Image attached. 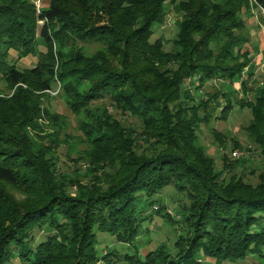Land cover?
<instances>
[{"label": "trees", "instance_id": "1", "mask_svg": "<svg viewBox=\"0 0 264 264\" xmlns=\"http://www.w3.org/2000/svg\"><path fill=\"white\" fill-rule=\"evenodd\" d=\"M167 3L178 4L181 13L172 51L155 37V27L166 23ZM252 8L264 11V0H51L40 12L32 0H0V79L20 91L32 78L41 79L37 86L43 91L61 79L72 110L93 119L85 129L95 149L109 157L88 173H61L48 151H33L21 128L38 114L48 120L49 111L40 114L26 96L15 109L22 119L18 126L0 114V264H114L112 257H120L113 251L100 257L98 234L136 244L143 225L162 216L160 208L155 213L154 197L181 183L190 188L194 206L192 237L179 239L172 250L162 243L144 259L136 250L120 261L222 264L264 258V87L250 85L252 71L245 78L254 58L242 16ZM96 16L102 21L94 22ZM77 42L103 45L107 55L122 58L119 67L106 57L85 58L80 49L69 55L66 49ZM40 43L45 52L38 51ZM13 51L20 60L37 58L36 67L19 68ZM66 63L76 67L64 75ZM213 81L241 84L242 97L236 94L233 101L234 93L220 90L197 103L193 89L201 92ZM106 100L140 119L147 133L133 139L118 121L97 114L103 110L94 104ZM236 106L253 114L246 130L263 166L256 185L244 176L219 181L214 160L199 145L200 124H209L221 107L216 118L227 122ZM199 110L206 113L202 119ZM152 141L160 149L149 153ZM8 186L32 197L18 202ZM37 232L49 236L40 241Z\"/></svg>", "mask_w": 264, "mask_h": 264}, {"label": "rangeland", "instance_id": "2", "mask_svg": "<svg viewBox=\"0 0 264 264\" xmlns=\"http://www.w3.org/2000/svg\"><path fill=\"white\" fill-rule=\"evenodd\" d=\"M215 1L223 3L226 0ZM32 2L36 5V9L39 12V10L44 11L48 9L51 0H32ZM166 9V23L163 26L155 27V37L158 39L162 38L166 43V50L172 51L173 41L179 32L181 13L178 4L172 5L167 3ZM105 16L104 14L103 18ZM242 16L246 20L247 32L250 34L252 45L250 43L248 49H252L254 64L257 59L260 61L259 65L255 67L253 84L254 86L264 87V11L258 8H252L249 11L245 10ZM103 18L100 19L96 16L94 17V22L99 23ZM44 23L42 20L39 21V26L41 28L44 27ZM78 49L82 51L85 58L91 60H94V58L98 60L97 57H106L108 64L110 63L116 68L119 67L117 66V62H120L122 59L112 56L113 54L107 55L105 52L106 48L103 45L91 42L71 44L66 51L70 55L74 54ZM45 50L44 44L40 43L38 51L45 52ZM11 60L17 63L19 68L24 70L33 69L37 64V58L32 56L20 60L19 54L15 51L11 54ZM74 67L76 66L73 63L64 64L63 67L61 66L62 74L64 73L65 75L70 70L72 71ZM47 79L48 77H45V80ZM40 81L41 79L32 78V83L30 85H22L21 87L24 90L20 91L19 87H13L5 79H0V114L12 124L18 126L22 119L16 116L15 109L19 102L26 96L30 98L29 104L37 108L40 114L49 111L51 117L48 120L43 119L42 114L41 116L38 114L36 121L32 122V124L25 121L26 125L24 123L25 126L21 128L23 133L24 129L25 134L28 133V139L33 145V151L35 153L45 150L48 151L47 153L51 157L50 159L53 160L57 170L61 173L72 174L75 177L76 173L80 170L83 173L95 170L94 166L99 162L100 158H103V161L109 160V157L97 152L98 149H95L94 142L88 136V132L85 129V127H89L93 123L92 117L88 116L87 111L77 113L72 110L69 98L64 91L63 86L65 83L56 77L51 82V88L43 91L37 86V83H40ZM80 90L84 92L85 85ZM220 90L228 92V94L234 93L235 95H230L233 101H236L237 97H242L240 84L232 86L223 81H213L207 84L201 92L193 89L192 95L197 100V103H199L202 98L205 99L207 95L215 94ZM94 105H96L94 107L103 110L102 112H96L94 110V112L101 115L107 114L118 121L133 139H137L142 134L147 133L140 119L129 115L125 109L115 106L110 101H99ZM221 110L222 107L209 124L202 123L198 127L199 145L204 147L207 154L214 160L213 164L219 181H229L233 176H236V178L244 176L247 182L256 185L259 171L263 166L259 146L252 142L246 130L253 120V114L249 109L243 110L236 106L230 119L225 122L216 118L220 115ZM205 116V111L199 110L198 118L202 119ZM0 122L3 123L4 121L0 119ZM90 128L92 129V126ZM262 128L264 129V126ZM215 133L219 134L220 137L217 138ZM153 144L154 142L152 141V144L148 146L149 153L156 148L160 149L159 146H152ZM238 146L240 149L235 148ZM236 151L243 152L244 158L242 157L240 159H247L246 162L241 163L239 159L235 158L234 153ZM98 167L104 168L106 165L103 166L101 164ZM91 180L82 179L85 184ZM5 189L18 202H27V199L32 197L21 189H14L9 186L5 187ZM154 201L159 203L156 205L155 213L160 208L163 210L161 213L162 216L156 214L152 221H148L143 225L136 244L129 246L124 243H118L111 235L98 234L97 251L100 257H103L107 250V252H110L109 250L113 251L120 258L127 254H135L136 250H138L141 258L144 259L148 253L155 251L162 243L169 244L172 250L176 241L179 239L192 237V225L195 220L192 214L195 212H192L194 206L192 205L190 188L185 183H181L179 189H176L175 186L167 187L154 197ZM165 215H168L167 218ZM260 228L258 227L257 229ZM48 236V233H36V237L40 241L46 240ZM120 258L113 256L111 261L114 264H126L125 261H120ZM203 263L218 264L216 261L210 259H204ZM12 264L21 263L18 260H14ZM222 264H264V258L261 259L252 256L245 260L229 261Z\"/></svg>", "mask_w": 264, "mask_h": 264}, {"label": "crops", "instance_id": "3", "mask_svg": "<svg viewBox=\"0 0 264 264\" xmlns=\"http://www.w3.org/2000/svg\"><path fill=\"white\" fill-rule=\"evenodd\" d=\"M251 45H252V43H251ZM252 50V49H251ZM258 58H259V56H258ZM259 63H260V61H259V59H257L256 60V63L254 64L253 63V66L251 67V69H247V71H246V74H245V78L247 79L248 78V74L252 71L253 73H254V71H255V67L257 66V65H259ZM254 77H255V73H254ZM254 77H253V79H252V81H251V86H254ZM238 84V83H237ZM253 84V85H252ZM240 88H241V84H240Z\"/></svg>", "mask_w": 264, "mask_h": 264}, {"label": "built area", "instance_id": "4", "mask_svg": "<svg viewBox=\"0 0 264 264\" xmlns=\"http://www.w3.org/2000/svg\"><path fill=\"white\" fill-rule=\"evenodd\" d=\"M39 12H40V10H39ZM234 156H235V158L240 159V158H242L244 156V154L241 151H236L234 153Z\"/></svg>", "mask_w": 264, "mask_h": 264}]
</instances>
